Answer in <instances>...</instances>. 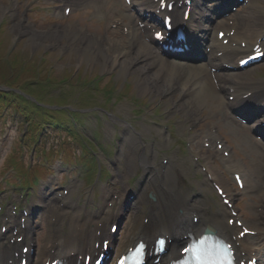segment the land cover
Instances as JSON below:
<instances>
[{
  "label": "bare ground",
  "instance_id": "obj_1",
  "mask_svg": "<svg viewBox=\"0 0 264 264\" xmlns=\"http://www.w3.org/2000/svg\"><path fill=\"white\" fill-rule=\"evenodd\" d=\"M211 14H214V12L211 11ZM196 15L198 16V20L201 23L205 20L209 21V23L216 21L215 16L209 17L203 10L198 11ZM119 16L120 17L117 18V21L124 23V21L127 20L128 24L130 25V27L128 28V35L126 39L128 41V44L130 45V48L129 50H127L124 46L121 45L120 42L115 41V39L111 37H107V39L103 42V47L99 48L103 53L98 50L101 55L108 60L107 62L111 61L112 65L114 66L120 64V69L123 72L126 71L136 74L138 79L142 81L141 83L145 86L150 87L151 91L154 94H165L166 92L173 93L178 89H182L181 92H184V97L181 99L180 103L176 101V104L179 103L180 107L184 110H187L188 113H194V111L198 110L200 106H204L208 109H211L216 107L215 105L218 104V107L221 108V110H223L224 107L228 106L227 104L225 105L222 103L223 100L219 95L220 91L225 89L224 85L221 84V79H227V82L232 83L236 81V79L241 80L242 77L240 74L237 76H220V88L218 91H216L210 82L209 74L206 70L207 66H211L210 61H207V65H188L179 62L167 61V59L161 58L157 53H155L154 50L147 43L141 41L139 32L133 26H131L133 20L131 16H128L129 20L123 17L121 14H119ZM222 22L223 20H221L217 25H221ZM201 23H198L199 25L193 26L191 28V34L195 38H201L199 37L198 33L202 32L201 35H204L205 38H209L212 28L209 27L204 29L200 25ZM247 35H245V37ZM116 46H119L117 52L110 55L109 52L111 51V48H114ZM195 50L198 53L200 51V48H196ZM83 51L87 53L88 49L84 48ZM165 69H173L175 75H173L172 78L164 76L163 70ZM239 85L240 83H236L235 86ZM211 111L212 110H209V112ZM213 115L215 116V114ZM223 118L225 119L224 116ZM225 121L234 133H236L237 135H239V133H243L242 130L244 128L241 127V124L239 122L236 123L232 119H230V121ZM250 145L255 148H261L260 145L256 143H251ZM159 186L160 185L150 186L151 192L155 198L162 197L165 194V192L160 190ZM177 201L179 207L181 208L179 209L180 214L176 213L174 221L172 223H166V227L169 228L173 234H175L179 229H182L184 231L186 228L188 229V233L195 232L196 227L188 225L187 218L185 215L186 212H191L193 209L186 205L185 199H177ZM261 202L264 203V199H262ZM137 218L138 216L134 215L132 217V223L128 225L125 230V239H127V242H132L138 237H140V234L137 233V230L139 229L141 223H138ZM200 220L205 221V218L200 217ZM133 224L136 225L135 231L133 230ZM152 226L155 229L156 227H160V225L158 224H156V227L155 225ZM153 228H149L147 226V228L144 230L143 236L146 237V239L149 238L150 232L153 230ZM71 262L75 263L73 260H71Z\"/></svg>",
  "mask_w": 264,
  "mask_h": 264
},
{
  "label": "rangeland",
  "instance_id": "obj_2",
  "mask_svg": "<svg viewBox=\"0 0 264 264\" xmlns=\"http://www.w3.org/2000/svg\"><path fill=\"white\" fill-rule=\"evenodd\" d=\"M3 7H4V5H3V3H0V15H1V13H2V11H3ZM11 16H12V20H11ZM8 19V22H10V23H13V17L15 18V17H17V19L19 18L18 16H17V13H15V14H13V15H11ZM12 28H13V25H12V27H11V29L10 30H12ZM13 31V30H12ZM11 31V32H12ZM25 33H27V32H25ZM12 36H15V33H13L12 32ZM35 36V35H34ZM38 35H36V37H37ZM32 37V36H31ZM30 37V38H31ZM90 37H91V39L93 40H90L88 43H89V45H91V46H89V47H92L91 49H93V50H91L90 51V54H92L93 56H94V58H95V64L94 65H90V64H88V63H85V64H83L87 69H86V71H87V73H90V72H92V73H94V72H100V70H101V66H103V65H106L107 67L109 66V64L106 62L105 63V61H104V59H103V56L101 55V53H103L101 50H100V52L101 53H98V52H95L94 51V48H95V40L94 39H96L98 42L100 41V43H99V45H100V47H103L102 46V41H105L106 39H107V35L105 34V30L103 29L102 31L101 30H98V29H96V31L92 34V35H90ZM28 39L27 40V42H26V44L29 46H33V45H36V44H38L37 42H43L42 40H38V39H36L37 40V42L36 41H33V40H31V39ZM94 38V39H93ZM32 39H33V37H32ZM86 41H87V39L86 40H84V44H86ZM94 42V43H93ZM73 45H75L76 43L74 42V43H72ZM40 46V45H39ZM33 47H38V45L37 46H33ZM88 46H86V48H87ZM105 50H106V47H105ZM108 53V52H107ZM54 56H55V53H53V54H51L50 55V57H49V59L50 60H52L53 62H54ZM92 57V56H91ZM77 67V63H74V62H72V61H70V62H68V61H63L62 63H61V65H60V63L57 65V67L55 68L56 69V71H55V73H54V76L55 77H57V78H59V77H61L62 75H64L65 74V71L67 70V71H72L74 68H76ZM108 68H110V66L108 67ZM66 69V70H65ZM113 70H115L114 71V74H115V78H114V80L117 82V83H119L120 81H122V82H124V80H127L128 81V83L132 86V92H131V97L132 98H135V97H140V98H144L146 101H148V102H150V97L148 96V98H145L146 96H142V95H145V92H146V89H145V87L143 86V84H137L136 82H137V80L134 78V74H126V73H124L123 71H121L120 70V68H118V67H113L112 68ZM66 71V72H67ZM166 71H165V74L164 75H166ZM116 74L118 75V77L116 76ZM27 77H29V74H27L26 76H25V78H27ZM58 94L59 93H56V92H53L52 93V95L53 96H55V97H57L58 96ZM68 94V93H67ZM174 94L172 93V94H166V96L165 97H167V99L170 101V102H173V99L174 98H176L177 97V93L173 96ZM22 99H25V96H27V94H26V92H22V95H19ZM157 98H158V96H156ZM155 100V99H154ZM113 102V101H112ZM156 102H158V100H155V101H153L152 103H153V106L155 105V103ZM5 105V107H8V109L7 110H5V108L4 109H2L1 111H0V118L1 119H4V118H7V117H14V116H17V117H22V113H21V111L19 110V108L21 107V105L19 104V103H17V102H14V103H12V104H8V103H5L4 104ZM113 108H116V111L117 112H119L118 114H117V116H120V115H122V116H124V117H128L129 115H130V113H131V109H132V106H131V104H129V103H123V105H121V103H118V102H116L115 104H114V106H113ZM176 115H175V118H178V119H182V120H186V118L184 117L185 116V112H183V111H181V110H179V109H176ZM197 117L199 116V113L196 115ZM32 130V128H30V130L29 131H31ZM225 130V129H224ZM24 131V129H22V131L21 132H23ZM229 136V138L230 139H233V137L231 136V135H228ZM32 137L30 136V134H27V135H25L24 136V139H26V140H29V139H31ZM20 148L18 147V141L17 142H14L13 143V145H12V147H10V148H8V150L11 152V151H18ZM6 163H8L9 165H11V166H14V167H18L19 165H20V162H18V161H16V160H7V161H5ZM25 169V168H24ZM26 170V169H25ZM33 171H43V167L41 166V164L40 163H38V162H36L35 163V165H34V167H33ZM6 181V180H5ZM12 182L14 183V184H20V185H24V186H26L27 184H28V181H27V178H26V176H24V175H17V176H15L13 179H12ZM6 183V182H5ZM9 184H10V182H9Z\"/></svg>",
  "mask_w": 264,
  "mask_h": 264
},
{
  "label": "snow or ice",
  "instance_id": "obj_3",
  "mask_svg": "<svg viewBox=\"0 0 264 264\" xmlns=\"http://www.w3.org/2000/svg\"><path fill=\"white\" fill-rule=\"evenodd\" d=\"M160 6L164 7V0H160ZM169 7H170V5H169ZM156 36H157V39H164V36L162 33L158 32V33H156ZM256 52H257V55H260L259 49H257ZM185 250H187V249H185Z\"/></svg>",
  "mask_w": 264,
  "mask_h": 264
}]
</instances>
